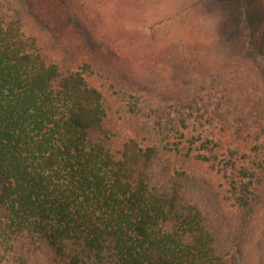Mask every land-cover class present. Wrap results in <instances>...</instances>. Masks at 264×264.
Instances as JSON below:
<instances>
[{"label": "trees", "instance_id": "1", "mask_svg": "<svg viewBox=\"0 0 264 264\" xmlns=\"http://www.w3.org/2000/svg\"><path fill=\"white\" fill-rule=\"evenodd\" d=\"M236 1L0 0V264H264V0Z\"/></svg>", "mask_w": 264, "mask_h": 264}, {"label": "rangeland", "instance_id": "2", "mask_svg": "<svg viewBox=\"0 0 264 264\" xmlns=\"http://www.w3.org/2000/svg\"><path fill=\"white\" fill-rule=\"evenodd\" d=\"M212 0H210L211 2ZM214 1V0H213ZM222 1V0H220ZM224 1V0H223ZM209 0H207L208 5H210ZM238 4V2L236 0H226L225 2V10H226V15L228 16L227 18L231 20L232 23L237 24L238 21L241 18L242 15V11L240 10V8H236L235 6ZM188 23L187 24H194V21L198 24V20H194V18L192 17H188L187 18ZM255 32H254V38L256 40V44L257 47L264 52V11L262 10H258L255 12ZM180 26V23H177L175 27ZM210 30L212 31V28L210 27ZM210 32V31H209ZM206 33V32H205ZM263 212H261L257 218L255 219V221L252 223L253 225V229L255 231H260V233L262 231H264V210H262ZM260 244V240L255 238L252 242H250V244H247L245 246V251L249 253V251L253 252L252 253V260H256L258 261L261 258V254H262V247L260 246V248L258 247ZM259 254V255H257ZM263 256V255H262ZM240 258V257H239ZM245 258L241 257V259ZM248 260V259H246Z\"/></svg>", "mask_w": 264, "mask_h": 264}]
</instances>
